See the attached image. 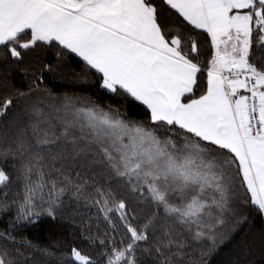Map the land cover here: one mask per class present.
Here are the masks:
<instances>
[{
    "label": "snow or ice",
    "instance_id": "1",
    "mask_svg": "<svg viewBox=\"0 0 264 264\" xmlns=\"http://www.w3.org/2000/svg\"><path fill=\"white\" fill-rule=\"evenodd\" d=\"M0 70V264H264V0H0Z\"/></svg>",
    "mask_w": 264,
    "mask_h": 264
},
{
    "label": "trees",
    "instance_id": "2",
    "mask_svg": "<svg viewBox=\"0 0 264 264\" xmlns=\"http://www.w3.org/2000/svg\"><path fill=\"white\" fill-rule=\"evenodd\" d=\"M51 59H55L54 55ZM2 71V70H0ZM79 65L75 62H69V67L64 71V79H53L51 75H46L44 84L51 88L54 93L68 95H79L84 97L97 98L95 88L87 83H78L72 78L73 72H79ZM23 73L13 72L11 77V83L14 85H20L22 82ZM103 103V98L100 99ZM129 116H133L135 119H141L142 116L136 113L135 109L129 110ZM7 213L0 212V231L4 230L8 226V219L5 217ZM251 227L256 231L264 228V220L253 216L250 225H243L244 232H247L248 228ZM73 225L69 224L65 220H56L55 222L49 221L46 217H42L37 223L25 225L21 231L16 233L17 238H25L32 241L34 244L44 247L46 245H52L57 239L71 240ZM243 235V233H241ZM239 239V237H238ZM230 249L225 248L219 254L212 258V264H220L221 261L227 260ZM258 259V257H257ZM55 264V262H53Z\"/></svg>",
    "mask_w": 264,
    "mask_h": 264
}]
</instances>
